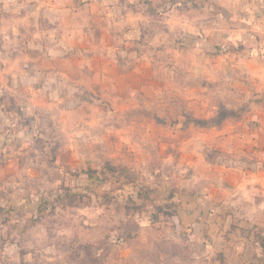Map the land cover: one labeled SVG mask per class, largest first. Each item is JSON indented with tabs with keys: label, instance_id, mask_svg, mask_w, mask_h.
I'll return each instance as SVG.
<instances>
[{
	"label": "clouds",
	"instance_id": "1",
	"mask_svg": "<svg viewBox=\"0 0 264 264\" xmlns=\"http://www.w3.org/2000/svg\"><path fill=\"white\" fill-rule=\"evenodd\" d=\"M129 44L158 86L93 70ZM258 117L264 138V0H0V264L264 256L229 231L264 234V151L238 147Z\"/></svg>",
	"mask_w": 264,
	"mask_h": 264
},
{
	"label": "rangeland",
	"instance_id": "2",
	"mask_svg": "<svg viewBox=\"0 0 264 264\" xmlns=\"http://www.w3.org/2000/svg\"><path fill=\"white\" fill-rule=\"evenodd\" d=\"M95 35H96L97 39H99L101 33L97 32V33H95ZM180 43L181 42L179 40H177V44H180ZM140 47H142V46L136 45V44L125 45V48L128 50V57H126V59L128 60V66L122 67L121 64L123 62L120 60H117V62L115 64V69L117 70V73L121 76L133 74L134 71H139L137 73H139V76L142 78L140 83L135 81V82H132V84H131L128 82L117 80V79H115V71H105V72L101 71L105 77L112 76L111 78L108 79V82H110L111 84H114L118 90H122L123 88H125L126 86H129V85L135 86L137 84H150L152 86H158L159 85V82L156 81V79L153 75L154 69H153L151 62H144V63L140 62V51L138 50ZM216 48H217V51H219L218 45L216 46ZM242 48H243V45H241V49ZM175 51H176L177 58H180L181 53H180L179 49H176ZM132 56L136 57V62H132V60H131ZM98 73H99V70H98ZM207 85H208V82L205 81L201 85V87H207ZM100 87H101V85L96 86V89H94V94H95L96 90L99 89ZM259 102L260 101H256V103H259ZM247 111H248L247 106H242L238 111H233L230 117L225 116L224 118H225V120L234 119V120L238 121L241 118V114L246 113ZM245 133H246V130L242 131L240 135H245ZM164 151L170 152L171 149L165 148ZM218 151H219V149H213L212 151H210L208 153L207 159H211L216 154V152H218ZM182 159H183V156H182ZM0 165H3L5 167L7 166V162L3 159L2 156H0ZM188 195L190 198H192V197H195L196 193H195V191H193V192L188 193ZM70 199H76V200L83 203L87 199V194L86 193H73V194H71V196L65 200V203L69 209L74 207V205L70 202ZM47 211L51 212L52 209L49 208ZM201 215H203V213ZM229 231H247L248 236L246 237V239L247 238L249 239L250 237H252L253 239L257 240V238L260 237L259 235H261V231H256L255 227L252 229L241 230L240 226L236 225V224L230 225Z\"/></svg>",
	"mask_w": 264,
	"mask_h": 264
},
{
	"label": "crops",
	"instance_id": "3",
	"mask_svg": "<svg viewBox=\"0 0 264 264\" xmlns=\"http://www.w3.org/2000/svg\"><path fill=\"white\" fill-rule=\"evenodd\" d=\"M99 39H102V33ZM104 43L108 44V41L104 40ZM109 45L110 44H108V46ZM80 46L95 47V45L85 44L84 41L80 42ZM93 70L96 71L97 73H98V70H99V73H102L101 71H104V72L105 71H115V79L128 82L131 84L132 82H135V81L140 83L142 79L139 76V73H137L139 71H134L133 74H128L126 76L119 75L117 73V70L115 69V65L108 64L102 57H97L95 61H93ZM107 77L109 79L112 76H107ZM260 127H261V123H260V118L258 117L257 120L252 121L249 124L248 128L245 129L246 130L245 135H241V139L239 140V143H238L239 150L245 153H249V154H252V153L258 154L264 151V138H262L259 133ZM259 236L264 238V234H262V232H261V235ZM249 239L254 241V246L258 245L260 249H263L261 246V242L259 241V237L257 238V240L253 239L252 237H250ZM248 264H264V256H257L253 253L248 260Z\"/></svg>",
	"mask_w": 264,
	"mask_h": 264
},
{
	"label": "trees",
	"instance_id": "4",
	"mask_svg": "<svg viewBox=\"0 0 264 264\" xmlns=\"http://www.w3.org/2000/svg\"><path fill=\"white\" fill-rule=\"evenodd\" d=\"M259 241L261 242V246L264 249V238L259 237Z\"/></svg>",
	"mask_w": 264,
	"mask_h": 264
}]
</instances>
